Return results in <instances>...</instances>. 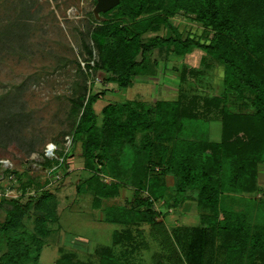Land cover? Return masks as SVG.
Returning a JSON list of instances; mask_svg holds the SVG:
<instances>
[{"label": "rangeland", "instance_id": "rangeland-1", "mask_svg": "<svg viewBox=\"0 0 264 264\" xmlns=\"http://www.w3.org/2000/svg\"><path fill=\"white\" fill-rule=\"evenodd\" d=\"M95 2L0 0V224L12 207L4 199L16 198L24 205L29 199L34 203L43 192L50 194L45 210L31 207L21 226L0 237V256L8 250L9 241H20L28 245L30 254L20 264H99L100 251L105 247L121 258L131 256L137 264H226L220 239L209 243L212 227L199 231L194 238L183 236L185 228L192 235L191 229L199 225L202 210L192 200L170 206L175 194L173 175L164 177L168 189L162 200L150 205V221L131 223V238L116 246L112 245L113 232L127 225L122 221L108 222L106 211L111 207L124 210V218L131 219V214L126 213L130 207L147 209L137 198L147 196L145 191L137 195L125 179H119L124 184L116 193L102 198L98 208L92 206L93 193L86 185L92 174L110 186L116 180L117 163L125 170L123 177L131 173L123 168L127 163L121 159L118 144L101 166L95 164L99 151L92 150L89 159L85 158L81 146L85 133L81 138L73 136L83 107L72 100L86 103L91 95L101 92L92 104L95 127L100 132L106 104L133 98L156 103L176 97L182 65L193 71L184 81V101L193 97L201 103L202 99L220 94L223 78L222 65L198 47L185 56L153 49L149 61L139 67L133 84L125 88L108 80L101 69L86 67L87 61L93 64L99 60L93 39L101 35L103 21L112 15L95 14ZM188 10L189 6L177 8L168 19L182 36L205 42L204 28ZM168 34L164 24L154 22L144 35L151 39ZM84 42L92 48V59L83 50ZM153 58L156 64L152 63ZM195 71L199 74L195 75ZM203 116L209 121L208 138L221 140L218 113ZM151 141L154 154L158 142L154 138ZM166 144L170 147L172 141ZM130 150H125V154L130 156ZM205 156L215 160L219 153L206 152ZM88 162L93 163L92 169ZM151 168L152 175L161 169ZM227 194V204L219 210L218 219H244L251 232L262 226L264 163H257L252 186ZM40 217L47 230L44 236L36 231ZM241 258V264H264L259 254L251 258L245 251Z\"/></svg>", "mask_w": 264, "mask_h": 264}, {"label": "trees", "instance_id": "trees-1", "mask_svg": "<svg viewBox=\"0 0 264 264\" xmlns=\"http://www.w3.org/2000/svg\"><path fill=\"white\" fill-rule=\"evenodd\" d=\"M187 6L204 28L205 42L182 36L168 19L177 8L186 9ZM102 13L112 15L103 21L101 35L93 39L99 60L93 64L87 61L86 67L101 69L107 73L108 80L117 82L120 87L133 84L139 67L145 60L149 61L153 49L185 56L193 47H198L223 67L220 94L202 99L201 103L193 97L184 101V81L192 69L182 65L176 97L156 103L133 98L124 103L106 104L102 108L104 124L100 132L95 127L92 104L101 92L91 95L86 103L72 100L83 107L73 136L81 138L85 133V141L81 143L85 158L92 150H97L96 163L92 162L101 166L103 159L113 152L112 147L118 144L121 159L127 163L123 168L131 173L123 177L125 170L117 163L116 180L110 186L92 174L86 184L93 193L92 206L98 208L102 198L116 193L124 184L119 179H125L135 194L145 191L147 195L137 197L147 206L145 211L127 209L131 219L124 218V210L111 207L106 211L108 222L122 221L127 225L113 232L112 245L131 238L128 227L131 223L150 221L149 207L153 201L164 198L168 189L164 177L173 175L175 194L169 201L170 206L192 200L202 210L199 225L191 229L192 235L189 228H185L183 236L194 238L199 231L212 227L209 243L220 239L226 264H241L245 251L248 257L259 254L264 259V224L251 232L244 219L222 221L217 218L219 210L227 204V193L252 186L257 163H264V0H119L116 6ZM154 22L164 24L169 34L148 39L144 34ZM82 46L92 59V48L85 42ZM151 61L156 64V58ZM194 73L199 74L198 71ZM211 112L218 113L222 124L219 141L208 138L209 121L203 114ZM152 138L158 142L154 154ZM169 141H172L170 147L166 146ZM125 150L132 154H125ZM206 152L219 153V156L213 160L205 156ZM89 163L87 166L92 169L93 163ZM153 166L161 167L155 175L150 174ZM49 197L48 192H43L34 203L29 199L24 205L16 198H3L12 207L0 224V237L21 226L22 218L31 207L45 210ZM37 219L36 231L44 236L47 230L42 225L43 219ZM175 236L180 238L178 234ZM27 249L28 245L23 242L9 241L8 250L0 256V264L22 263L30 256ZM109 250L105 247L100 251L99 264H137L131 256L130 259L121 258Z\"/></svg>", "mask_w": 264, "mask_h": 264}, {"label": "water", "instance_id": "water-1", "mask_svg": "<svg viewBox=\"0 0 264 264\" xmlns=\"http://www.w3.org/2000/svg\"><path fill=\"white\" fill-rule=\"evenodd\" d=\"M119 3V0H96L93 7V12L95 14L99 12H105Z\"/></svg>", "mask_w": 264, "mask_h": 264}]
</instances>
